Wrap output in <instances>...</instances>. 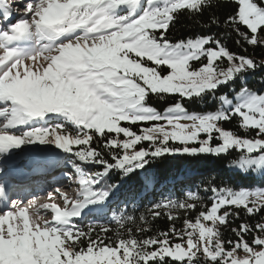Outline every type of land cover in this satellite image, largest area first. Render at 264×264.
I'll use <instances>...</instances> for the list:
<instances>
[{
    "label": "snow or ice",
    "instance_id": "6c2138e0",
    "mask_svg": "<svg viewBox=\"0 0 264 264\" xmlns=\"http://www.w3.org/2000/svg\"><path fill=\"white\" fill-rule=\"evenodd\" d=\"M234 3L237 10L223 23L235 43L264 47V0ZM211 4L28 0L17 22L0 27V156L37 141L54 144L67 155L66 175L77 185L73 195L49 191L50 202L8 205L0 182V264H264V187L209 182L203 191L210 204L197 189L186 198L161 197L143 211L134 195H118L131 181L154 188L147 170L178 155L238 150L230 166L264 177V93L247 83L264 70V60L231 51L215 34L176 42L168 36L178 14L196 16ZM0 16L11 18L8 0H0ZM213 24H220L215 16ZM237 80L231 98L217 95ZM153 95L174 102L161 111L150 104ZM200 102L209 110L185 107ZM233 117L238 131L223 127ZM248 130L255 134H240ZM241 213L259 220L249 223ZM100 216L107 222L78 223ZM162 216L169 227L147 235Z\"/></svg>",
    "mask_w": 264,
    "mask_h": 264
},
{
    "label": "trees",
    "instance_id": "16d2710c",
    "mask_svg": "<svg viewBox=\"0 0 264 264\" xmlns=\"http://www.w3.org/2000/svg\"><path fill=\"white\" fill-rule=\"evenodd\" d=\"M236 10L237 5L234 3V0H212L211 6L205 8L199 15L193 16L186 12L178 14L175 22L168 32V36L173 42H176L189 36L215 34L217 37L222 39L231 51L247 54L252 56L257 61L264 60V47L253 48L252 46L243 44L237 45L235 43L237 39L236 34L234 32H230V29L225 27L223 21L228 15L234 14ZM212 16L219 19V25L213 24L209 26L210 18ZM241 29L246 30L243 26H241ZM224 33L230 34L222 35ZM262 78H264V70H260L249 75L247 78L248 87L263 88L264 83H261ZM240 86V81L237 80L235 85L230 84L227 87H222L217 95H219L220 92L232 94L235 90H238ZM173 102V97H167L164 100H160L153 95L150 98V104L157 107L158 110H162L164 107ZM202 103L206 102H200L197 104L186 103L185 107L188 110L193 111L209 110L207 107H202ZM217 106L218 102H213L211 104L212 109H215ZM238 123L239 118L233 117L230 121L224 122L223 126L227 129L238 131ZM250 132L253 134L254 130H248L247 133L240 132V134L248 135ZM231 151L227 155L220 157L212 155L201 156L198 158L179 155L167 157L147 170L150 174L156 177V184L154 188L144 191L138 181H131L125 185V187L121 190V193L118 195L121 197L125 194L134 195L140 205L139 211H143L144 205L154 203V201L158 200L160 197L168 196L173 199L184 198L186 194L185 192L188 190L194 191L199 189L202 191L201 195L205 197V200H207V194L210 193L204 192L203 189L209 182L214 183L217 187H232L234 189H238L240 187L251 188L264 185V177L256 174L244 175L240 171H237L229 166V162H231V160L234 159L238 153L236 150ZM232 154H235V156ZM6 156L12 157L14 160L21 161L19 157L11 153ZM88 170L92 171L95 169L89 168ZM132 207L134 208L135 206ZM129 211H131V209H129ZM139 211L134 213L137 217L139 215ZM197 211L199 210L197 209ZM108 215L110 216L111 213H108ZM189 215L194 218L196 212H192ZM261 216H264V213H261ZM241 219L247 220L249 223H255L259 220V217L248 218L241 213ZM94 222L106 223L107 218L100 216L99 218H94ZM137 222L139 223L138 220ZM240 222V220H236L235 223H230L228 228L231 229L232 227H236ZM175 223L177 227L182 226V218ZM82 224L86 225L84 222ZM151 226L152 231L147 233V235H152L160 230H166L169 227V221L166 217L162 216L161 218L152 221ZM109 235L112 234L110 233ZM229 237H232V233L230 231H226L225 238L227 239ZM246 239L251 240V236L246 237ZM168 264H178V262L169 260Z\"/></svg>",
    "mask_w": 264,
    "mask_h": 264
},
{
    "label": "rangeland",
    "instance_id": "374dc122",
    "mask_svg": "<svg viewBox=\"0 0 264 264\" xmlns=\"http://www.w3.org/2000/svg\"><path fill=\"white\" fill-rule=\"evenodd\" d=\"M9 1V0H8ZM18 0L16 1L17 3H15V5L11 6V12H12V15L14 17H12V22L11 23H15L17 22L23 15L25 9H24V4L26 2H28V0ZM10 2V1H9ZM12 2V1H11ZM20 3H22L20 5ZM23 10V11H22ZM20 11V13H19ZM10 24V23H9ZM8 24V25H9ZM6 27V26H5ZM206 62V61H204ZM194 66H198V62L194 65ZM253 90H256V91H259V92H262L264 93V87H256V88H251ZM234 95V93L232 94H229L230 98ZM153 106V105H152ZM169 106V105H167ZM166 106V107H167ZM165 108V107H164ZM163 108V109H164ZM162 109V110H163ZM161 110V111H162ZM189 112L193 111V110H188ZM58 122V121H57ZM147 126V125H145ZM224 127V126H223ZM134 130H136V126H133ZM225 128V127H224ZM227 129V128H225ZM255 134V130H254V133L252 134V132L248 133L249 136H252ZM215 143V142H214ZM11 152H9L8 154H4L3 156H6V155H9L10 153L19 157L20 158V162L18 163V168L24 166L26 168H30L31 166L33 167H41V165L43 164H46L45 165V169H48V170H52L50 172V174H56V176H58V172L61 170V169H64L63 172H71V168L69 165L65 164V160L68 159L67 155L61 150V149H58L54 144H40L38 141L35 142L34 144H31V145H21L20 148L18 149H12L10 150ZM238 152V150H236ZM232 152V151H231ZM233 156H235V154H232ZM239 155V152L237 153L236 157L237 158ZM3 156H0V167L3 168L4 165L3 163L8 161V162H11L10 160H5L3 163H2V160H3ZM56 161H58L59 163H57ZM62 163V164H61ZM60 164V165H59ZM231 162H229V166H230ZM57 165V166H55ZM55 167V168H54ZM231 167V166H230ZM51 168V169H50ZM233 168V167H231ZM236 169V168H234ZM27 170V169H26ZM30 170H33V168H30ZM41 170V169H40ZM40 170H37L35 171L36 174H40L41 175H44L43 177H46V174L45 172L42 173L40 172ZM237 171H240L239 169H236ZM49 172V171H48ZM4 174H5V171H4ZM32 174V173H31ZM50 177V176H49ZM45 178L44 181H47L48 178ZM2 180H0L1 182ZM54 182L57 184V185H60V187H63V185L67 186L69 185V181L68 180H58L57 178L54 179ZM73 183V182H72ZM43 184V183H42ZM62 184V185H61ZM72 185H75V184H72ZM64 186V188H65ZM39 187V186H38ZM75 187V186H74ZM77 187V185H76ZM257 187H264V185H261V186H257ZM252 188V187H251ZM38 189V188H37ZM39 196L42 195L43 198H46L47 201L46 202H49L48 200V197H47V193L51 190H49V188L46 187V185H44V187H40L39 188ZM53 190H55V188H53ZM196 191V190H194ZM67 192H70V188H67ZM201 192L202 191H199V194L201 195ZM186 193V192H185ZM33 194V192H29L27 196H31ZM73 195V194H72ZM211 194H207V197L210 196ZM202 196V195H201ZM165 197H168V196H165ZM161 198V197H160ZM159 198V199H160ZM186 198V195L185 197ZM33 199V198H32ZM31 198L28 199V200H25L24 203H27L28 201L32 200ZM158 199V200H159ZM157 201V200H156ZM154 201V202H156ZM209 201V202H208ZM13 202V200H11L10 202H8V205H11V203ZM57 203H60L62 205V201L57 199L56 200ZM206 203H211L210 200H206ZM199 210V209H198ZM45 216V218H50V212L49 213H44L43 214ZM181 215V218L183 219V213L180 214ZM94 218L96 217H87L85 218L83 221H78V222H84L86 225L88 223H91V222H94ZM182 227V226H180ZM243 254V253H241Z\"/></svg>",
    "mask_w": 264,
    "mask_h": 264
},
{
    "label": "bare ground",
    "instance_id": "6f19581e",
    "mask_svg": "<svg viewBox=\"0 0 264 264\" xmlns=\"http://www.w3.org/2000/svg\"><path fill=\"white\" fill-rule=\"evenodd\" d=\"M9 1H10V3H14V2H15V1H13V0H9ZM9 1H8V2H9ZM11 1H12V2H11ZM17 1H18V0H17ZM22 11H23V10H22ZM19 13H20V11H19ZM56 162L59 163L58 161H56ZM59 165H60V164H59ZM55 166H57V165H55ZM54 168H55V167H54ZM50 169H51V168H50ZM61 170H64V169H61ZM46 171H47V172L49 171V173H50L52 170L50 171V170L47 169ZM30 174H31V173H30ZM45 185H46V184H45ZM56 188H57V187H56ZM56 188H55V189H56ZM63 189H66V186H65V188H63ZM39 190H40V189H39ZM39 190H38V194H39ZM65 191H66V190H64V192H65ZM9 192H12V191H9ZM38 194H37V195H38ZM30 198L32 199V196H27V195H26V196L24 197L23 201L25 202V200H28V199H30ZM40 198H41V199L43 198L42 195L40 196ZM46 214H47V213H46Z\"/></svg>",
    "mask_w": 264,
    "mask_h": 264
}]
</instances>
